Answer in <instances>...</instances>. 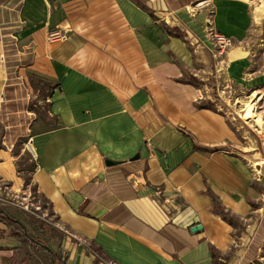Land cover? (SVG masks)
I'll list each match as a JSON object with an SVG mask.
<instances>
[{
	"label": "crops",
	"instance_id": "crops-1",
	"mask_svg": "<svg viewBox=\"0 0 264 264\" xmlns=\"http://www.w3.org/2000/svg\"><path fill=\"white\" fill-rule=\"evenodd\" d=\"M136 1L0 0V187L21 188L13 151L23 142L57 233L52 248L33 249L0 221V264H36L35 252L44 264H242L236 238L264 234L263 195L236 131L219 110L199 108L201 91L185 81L193 65L174 59L186 33L199 76L215 46L196 20L161 26ZM203 2L235 42L228 61L240 62L230 52L250 32V3ZM54 30L69 40L49 42ZM44 102L48 119L34 110Z\"/></svg>",
	"mask_w": 264,
	"mask_h": 264
},
{
	"label": "rangeland",
	"instance_id": "rangeland-1",
	"mask_svg": "<svg viewBox=\"0 0 264 264\" xmlns=\"http://www.w3.org/2000/svg\"><path fill=\"white\" fill-rule=\"evenodd\" d=\"M137 1L154 11L161 26L174 25L172 27L182 30L184 27L190 28L188 25L196 20V29L207 34L210 41L211 34L219 32L211 24L215 9L198 7L204 0ZM247 1L250 3L252 27L244 44L238 45L242 51L233 50L230 52V60L232 61L244 57L240 62H229L227 59L226 52L234 47V41L231 48L221 50L214 47L213 52L216 56L212 57L209 68L206 71H199V76L194 77L191 75V71L197 74V71L193 69L197 68L198 62L192 55V46L190 41L186 39V33L181 40L177 41L179 46L187 48L186 54L176 55L174 59L182 66L185 64L193 65L192 69L185 68V81L192 83L196 89H199L205 105L209 104L214 109L219 110L236 131L240 139L239 152L245 155L255 174L254 185L263 195V201L259 200L256 205L257 209L262 208L260 214H264V130L258 131L243 118L246 102L251 100L254 93L260 98L256 111L264 118V0ZM174 10H176L174 13L176 21L173 22L172 17L167 13H173ZM202 13L208 16V24L202 23ZM168 18L171 22H167ZM179 46H177L178 49ZM233 53L238 55L233 58ZM40 93L43 96V89ZM35 105L37 107H34V110L39 116L48 119V104L44 102L41 105L36 103ZM13 153L16 156L17 177L21 178V180H17L22 186L21 188L16 186L13 190L8 185L0 187V210L23 224L24 232L12 229L18 233L21 232L23 245L33 239L35 240L31 244L33 249L44 250L45 246L52 248L55 245L54 240L57 233L54 232V227L49 224L53 222V219L48 203L38 193L32 181L36 167L34 154L32 151L26 150L23 142L16 145ZM232 223L240 229L241 233L246 231V226L238 221ZM238 250L245 252L244 258L246 259L243 260L242 264H264V234H253L250 238L242 235L240 239L236 238L233 243V251L237 252ZM35 254L37 255L36 264H44V252H35Z\"/></svg>",
	"mask_w": 264,
	"mask_h": 264
},
{
	"label": "trees",
	"instance_id": "trees-1",
	"mask_svg": "<svg viewBox=\"0 0 264 264\" xmlns=\"http://www.w3.org/2000/svg\"><path fill=\"white\" fill-rule=\"evenodd\" d=\"M139 5H141L143 8L147 9L143 3L139 2V1H136ZM168 32H170V34L172 35H175V32L171 31V30H168ZM176 35H178L176 33ZM211 105L207 104H200L199 105V108H202V109H206V108H210ZM216 212L218 213V215H220V217L226 221V222H230L232 223L234 220L228 216L227 213L224 212V210H222L221 207H216ZM0 221H3L9 228L10 230V234L12 236H14L15 238L19 239L20 241L22 240V236H21V232H24V226L22 223H20L19 221L15 220L14 218L8 216L6 213H4L3 211L0 210ZM12 229H16L18 231H21V232H17L15 230H12ZM33 240V239H32ZM35 242V240H33ZM58 264H60L58 262Z\"/></svg>",
	"mask_w": 264,
	"mask_h": 264
},
{
	"label": "built area",
	"instance_id": "built-area-1",
	"mask_svg": "<svg viewBox=\"0 0 264 264\" xmlns=\"http://www.w3.org/2000/svg\"><path fill=\"white\" fill-rule=\"evenodd\" d=\"M69 40V36L65 30H54L48 35V41L51 43H62L67 42ZM211 42L215 47L219 49H227L231 48L234 44L232 38L224 36L220 32L211 34ZM103 264H116L110 261L102 260Z\"/></svg>",
	"mask_w": 264,
	"mask_h": 264
},
{
	"label": "bare ground",
	"instance_id": "bare-ground-1",
	"mask_svg": "<svg viewBox=\"0 0 264 264\" xmlns=\"http://www.w3.org/2000/svg\"><path fill=\"white\" fill-rule=\"evenodd\" d=\"M205 2H201L199 6H202ZM190 9V8H189ZM251 100L246 102L245 109H244V120H246L249 124H251L253 127H255L258 131L264 130V118L261 114L256 111L257 104L260 100L259 96H256L254 93L251 96Z\"/></svg>",
	"mask_w": 264,
	"mask_h": 264
},
{
	"label": "water",
	"instance_id": "water-1",
	"mask_svg": "<svg viewBox=\"0 0 264 264\" xmlns=\"http://www.w3.org/2000/svg\"><path fill=\"white\" fill-rule=\"evenodd\" d=\"M140 158V156L139 155H136L134 158H132V161H136V160H138ZM106 165L108 166V167H111V166H115V165H117V164H119V162H114V161H110V160H106ZM201 226L200 225H198V226H196V227H194L193 229H192V231H194V232H196V231H199V230H201Z\"/></svg>",
	"mask_w": 264,
	"mask_h": 264
}]
</instances>
